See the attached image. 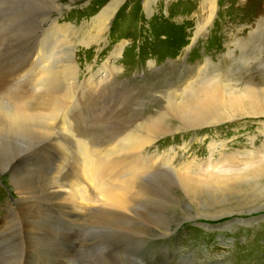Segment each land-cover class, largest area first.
Returning <instances> with one entry per match:
<instances>
[{
    "label": "rangeland",
    "instance_id": "1",
    "mask_svg": "<svg viewBox=\"0 0 264 264\" xmlns=\"http://www.w3.org/2000/svg\"><path fill=\"white\" fill-rule=\"evenodd\" d=\"M14 1L0 0V80L2 82H0V87L2 85L5 88L2 89L1 87L0 93L3 94L4 98L7 97V100L14 97V92L17 96L25 92L26 94L35 92L29 72H24L25 74H22V77L21 75L19 77L12 75L16 74V69L22 60L17 55V49L22 51L24 58H28L31 62H35L39 56L34 53L36 57H33L30 54L31 49L17 46V34L14 31L12 32L9 26L17 28L18 24L16 23H18L20 15H25L27 18L28 16L33 17V15L43 12V6L53 4L59 0ZM108 1L74 0L69 12L60 20L79 26L83 18L97 15L100 12L98 8ZM165 1L157 2L159 4L157 7L152 6L153 13L147 12L145 0H132V3L126 2L128 4L124 3L110 21L105 34L104 45L97 53V57L95 56L93 68L97 70L106 63L109 55L117 45L124 44L125 48L123 50H126L131 44L133 46L131 54L123 51L124 55L122 54L116 62L117 68H122L121 73H117V76L113 74L116 81L129 85L123 88L116 86L111 90L112 99H115V103L112 105L104 103L108 92L103 91L98 96V99L100 101L103 99L104 103V107L98 104L103 107L98 115H104L105 118L95 120L94 124L97 126H94L93 129L103 132L116 128L118 120L123 116L125 117L126 114L136 111L141 112L156 104L157 99H145L141 93L144 89L153 86L154 78L158 75L163 77L165 73V75L174 74V76H177L187 68L197 69L198 66H205L207 60L212 67L216 66L222 69V74L232 75L233 81L243 79V81H246L251 78L253 82L264 85V0H217L218 10L208 29L207 36L203 37L201 35L196 38L195 42H192L191 39L197 27L199 0ZM60 2L68 4V0H60ZM177 2L180 4L177 5ZM14 5L16 8H13ZM19 7L21 9H17ZM36 25L35 23L30 25L27 21L26 25L21 27V31L22 33L26 31L24 34L32 38L34 35L32 32H36L38 29V25ZM6 26L8 27L6 28ZM6 49H9L7 51L9 54H7ZM93 55V52H89L86 58L92 59ZM81 60L79 58L76 63L79 66V71L83 72V60ZM149 61H154V68L149 66ZM168 65L172 68L168 71L162 70ZM25 75L27 76L24 77ZM162 79L161 82L164 81V78ZM10 89L11 91H9ZM18 92L21 94H18ZM5 93L11 94V96H7ZM2 94L0 95L2 96ZM3 97L0 98V102H2L0 107L3 105L0 108V220H2L0 224L1 226L4 224L3 218L7 214L8 207L22 208L28 211V214L39 217L44 225L50 228L46 232L50 231L51 239L46 238L39 245L41 251L48 249V246L53 244L52 246H60L64 251L67 249L68 252L53 254L51 252L52 248L49 247L50 249L44 255L38 249L30 248L26 250L24 246H18L21 252L23 250L30 251L28 254L31 258L26 257L29 259L28 261L20 258L17 264H264V203L259 207L261 210L257 212L252 211L250 214L234 213L232 215L220 214L217 217L216 214H210L208 210L213 204L210 201H214V192H211L214 191L212 187L199 185L195 187L194 191H187L182 180L185 172L182 167L186 164H190L191 175L194 176V179L201 180L207 176H213V168H209L206 164L207 157L210 156L208 147L212 139L223 141L230 138L240 144L243 143L242 146H248L245 141L253 136L256 138L254 140L256 147H259L264 140V131L261 133L263 128H259L258 124L262 123L264 125V116L259 118L245 117L234 121L232 124L222 123L216 127H201L183 134L160 137L151 148V153L155 154L153 155L154 161L152 164L133 176L131 191L128 194V199L131 202L128 211L124 212V217L121 214L118 215L116 210L103 209L101 215L91 212L88 215L89 218L76 221L67 215L69 210H65V208L59 207L63 211L55 210L51 205V208L46 211L44 209L45 203H41V208L28 205L30 202H42L44 195H46L45 189L39 185L40 180L45 182V175L41 173L42 168L40 167L49 168L51 166L49 163L53 161L58 164L59 158L62 157L58 155V158L56 157L54 160L50 156L52 159H43L44 163H34L36 164L35 168H37L38 176L31 171L28 173L20 168L16 169L14 177L11 176L10 167L14 165L13 162H15L18 154L23 150L32 148L33 146L30 145L35 144L39 140V136L36 135L34 130L24 135L22 132L15 130H11V132L6 128L7 100L4 99V101ZM162 97H160L161 100L165 102L164 97ZM127 101H131L130 106ZM98 105L96 104L95 107L93 103L79 105L75 109L77 118L83 116L82 118L86 119L89 115L93 119L94 110L96 111ZM85 107L89 108L86 114L84 113ZM105 107L107 109H104ZM80 112L83 114H80ZM1 122L5 126L1 127ZM20 134L23 135V139L20 138ZM234 146L238 147L237 144H234ZM71 147V149H68L70 155L66 156L67 159H64V163L71 174V184L75 186V184L81 183L84 177L82 176L81 159L77 148L76 146L73 148V145ZM108 147L119 149L118 146H104L105 153L112 151V148L108 150ZM215 154L216 156L219 155L217 151ZM115 157H126V153L120 152ZM161 159L163 161H160ZM126 170L129 169L123 167L119 169V172L122 176L127 175ZM13 182L23 186L26 190V193H23L25 199L22 200L20 205L19 201H16L17 195L13 191ZM202 182L204 184L207 180ZM112 184L114 182L111 180L105 181L106 186ZM74 189V191L78 190L77 187H74ZM73 195L74 193L71 194L69 205L70 209L75 210V206L79 205V201ZM60 200H54L53 204H60ZM111 214L112 216L109 217ZM91 218L95 220L92 219L90 222L88 219ZM233 220H247L245 223L250 226H244L246 224L243 225L242 222H240L242 224L240 225L237 221L238 223L224 229L225 224L231 223ZM131 222L134 223L131 224ZM15 227L18 226L15 224ZM147 234H149V237ZM1 236L0 245L5 242V244L7 243L5 248H11L10 250H12L13 248L10 247L9 242L10 240L13 241L11 234L4 236V238ZM65 236H71L69 241L72 242H66ZM18 240L23 243L20 238ZM107 242L109 243L107 244ZM4 262H6L5 258L0 256V264ZM10 263L14 264L15 260L11 262L9 260L6 264Z\"/></svg>",
    "mask_w": 264,
    "mask_h": 264
},
{
    "label": "bare ground",
    "instance_id": "2",
    "mask_svg": "<svg viewBox=\"0 0 264 264\" xmlns=\"http://www.w3.org/2000/svg\"><path fill=\"white\" fill-rule=\"evenodd\" d=\"M73 1L68 0L67 5L66 3L62 4L60 0L46 6L42 5L44 7L43 12L38 13V15H33V17L28 16V18L25 15H20L18 23H16L18 24L17 28L9 26V29L17 34V46L31 49L30 54L33 57L35 56L34 53L37 56L39 55L35 62H31L28 58H24L22 51L17 49V55L22 59L21 63L16 69V74L9 72L18 77L20 75L22 77V74H25L24 72H29L35 90L33 94H26L25 92L17 96L14 92V97L12 99L9 97L11 100H7V97L5 96L6 98H4L3 94L0 93L2 94L0 98L3 97V100H7V103L5 102L7 104L6 128L9 131L15 130L22 132L24 135L34 130L36 135L39 136V140L35 144L30 145L33 146L32 148L23 150L18 154L15 162H13L15 166L11 165L10 167L11 176H15L17 168L28 173L31 171L37 175V168H35L36 164L34 163H44L42 160L51 158L50 156L54 160L58 155L62 157L59 158L60 161H58V164H55V161H53L52 163L48 162L51 164L49 168L40 167L42 168L40 170L41 173L45 175V182L40 180L39 185L45 189L46 195H44V199L40 203H28L30 207L41 208V203H45L44 209L46 211L51 208V205L55 210L63 211L60 208H65V210H69L67 215L76 221L89 218L88 215L91 212L101 215L100 213L103 209H110V211L116 210L118 215L121 214L124 217V212L128 211L131 202L128 199V194L131 191L133 176L152 164L154 161L153 155L155 154L151 153V148H153L160 137L174 136L179 133L183 134L189 130H196L201 127H216L222 123L232 124L234 121L245 117L259 118L264 116V85L253 82L251 78L246 81H243L244 79L233 81L232 75L222 74V69L216 66L212 67L207 60L205 66H198L197 69L193 67L187 68L177 76H174V74L165 75L164 73L163 77L158 75L154 78L153 86L144 90L142 89L143 91L141 93L145 99H157L155 101L157 103L152 106L153 108L150 106V108L144 109L141 112L136 111L126 114L125 117L123 116L118 120L116 128H111L108 131L100 132L99 130L93 129L94 126H97L94 124L95 120H103L105 118L104 115H98L104 107V103L107 105L115 103V99H112L110 93L111 90L116 86L123 88L129 85L116 81V77L114 78L113 74L117 76V73H121L122 68H117L116 62L125 52L131 54L133 51L131 44L130 46L128 45L129 47L126 50H123L125 48L124 44L117 45L109 55L107 62L97 70H94L93 62L95 61V56L97 57V53L100 52L101 47L104 45V38L110 21L124 3H132V0H109L102 7L98 8L100 12L97 15L86 19L83 18L79 26L60 20L69 12L74 3ZM160 1L164 2L165 0H145V6L148 9L147 12L153 13L152 6L157 7L159 5L157 2L160 3ZM35 2H38V0H35ZM165 2L168 1L166 0ZM176 4L179 5L180 3L177 2ZM13 8H16L15 5ZM17 9H21V7ZM217 10V0H199V16L196 31L193 34V38H190L192 42H195L196 38L201 35L203 37L207 36L208 29L216 16ZM166 12L168 11L166 10ZM27 21L30 25L33 23L38 25L36 32H32L34 34L32 38L24 34L26 31L24 33L21 31V27L26 25ZM8 50L6 49V52ZM89 52H93L94 54L93 57L91 56L92 59L86 58ZM7 54L9 53L7 52ZM79 54L82 55L79 56ZM79 58L83 60V72L79 71V66L76 63V61H79ZM149 66L154 68V61H149ZM171 68L168 65L166 68H162V70L168 71ZM156 72L158 71L156 70ZM162 78H164V81L161 82ZM4 80L7 81L5 78ZM3 83L5 84L6 82ZM103 91L108 92L104 103L103 99L102 101L98 99V96ZM158 95L160 97L163 96L165 102ZM7 96H11V94H7ZM130 102L129 106L131 104ZM90 103H93L94 107L96 104L102 105L103 107L98 105L96 111L94 110L95 115L93 119L89 115L86 119L82 118L83 116L77 118L75 109L79 105ZM104 109L107 108L105 107ZM88 110L89 108L85 107L84 113H88ZM3 125L1 122V127ZM258 127L263 128L261 130L262 133L264 131V125L259 123ZM20 135V138L23 139V135ZM255 139V137L250 136L245 141L248 146H242L243 143L240 144L230 138L223 141L212 139L208 147L210 156L207 157L206 162L209 168H213V176L211 177L207 176L201 180L194 179V176L191 175L192 169L190 168V164L182 167V170H185L182 180L184 188L187 191H194L196 189L195 187L199 185H207L214 190L211 191L214 192V201H210L213 203L208 209L210 214H216L218 217L220 214H250L252 211L257 212L261 210L259 207L264 203V140L259 147H256ZM234 144H237L238 147H235ZM71 145H73V148L76 146L78 155H80V166L82 176L84 177L82 182L75 184V186L71 184V174L64 163V159H67L66 156L70 155L68 149ZM104 146H118L119 149H114L115 147H111V149L108 147V150L111 149L112 151L105 153ZM216 151L219 154L217 156L215 154ZM120 152L126 153V157L116 158L115 155H118ZM160 161H163V159ZM123 167L129 170L125 172L127 175L122 176L119 169ZM73 174L72 176H74ZM107 180L113 181L114 184L106 186L105 181ZM204 180H207V182L203 184L202 181ZM12 185L14 186L13 191L17 195L16 201H19L20 205L22 200L25 199L23 193H26V190L23 186L17 185L16 182H13ZM74 187H77L78 190L74 191ZM211 192L207 193L210 194ZM72 193H74L76 200L79 201V205L77 204L75 206V210L70 209L69 205ZM56 199H62L63 201L60 200V204H53V201ZM6 213L3 218L4 224L2 226L0 224V236L2 235L1 237L4 238V236L11 234L13 241L11 242L10 240L9 242L10 247L13 249L5 248L7 244L5 242L0 245V256H3L6 260L3 264H6L9 260L10 262L15 260L14 264H17L20 258L28 261L29 259L26 257L31 258L29 256L30 254H28L30 251L23 250L21 252L18 246H24L26 250L34 248L35 250L38 249L41 251L39 245L46 238L51 239L50 231L46 232L50 228L46 227L39 217L37 218L36 216L28 214V211L22 208L14 209L8 207ZM111 216L112 214L109 217ZM101 218L99 219L101 220ZM92 219L88 220L92 221ZM237 221L233 220L231 223H226L224 229L238 222H242L244 225L247 220ZM15 224L18 227H15ZM242 224L240 223V225ZM248 225L246 224L244 226ZM166 228L168 229V227ZM18 232L19 234H17ZM147 235L149 237V234ZM7 238L9 239V237ZM19 238L23 243L19 242ZM70 239L71 236H65L66 242L71 243L72 241H69ZM52 245L41 252L45 255L50 249L49 247H51L53 254H64L65 251L68 253L67 249L64 251L60 246Z\"/></svg>",
    "mask_w": 264,
    "mask_h": 264
}]
</instances>
